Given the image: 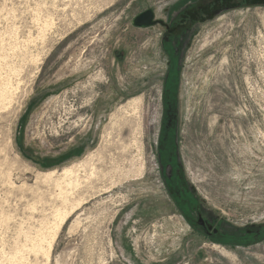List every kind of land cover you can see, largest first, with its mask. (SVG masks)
<instances>
[{
	"label": "rangeland",
	"instance_id": "374dc122",
	"mask_svg": "<svg viewBox=\"0 0 264 264\" xmlns=\"http://www.w3.org/2000/svg\"><path fill=\"white\" fill-rule=\"evenodd\" d=\"M186 1L0 0V264H264V234L230 244L189 226L156 152L177 114L179 161L205 207L263 233L264 0H193L173 69L163 28L131 21ZM79 161L84 182L63 203L43 174ZM56 206L68 218L55 232Z\"/></svg>",
	"mask_w": 264,
	"mask_h": 264
},
{
	"label": "flooded vegetation",
	"instance_id": "af4514ba",
	"mask_svg": "<svg viewBox=\"0 0 264 264\" xmlns=\"http://www.w3.org/2000/svg\"><path fill=\"white\" fill-rule=\"evenodd\" d=\"M193 0L186 1L184 3H178L173 7L170 6L166 9V18L163 21L165 25H159L163 28V36L161 38V48L164 52H168L171 57V68L179 62L180 57L177 58L178 48L180 43L188 39L185 34L188 31H192L189 27H184V20L190 21L195 19V15L187 13V8L193 6L195 2ZM154 11V10H153ZM186 14V15H184ZM176 19L178 23L176 22ZM153 25V26H155ZM152 27V26H148ZM147 28V27H138ZM175 75V71L169 72L170 75ZM169 80H167L168 82ZM171 144V143H170ZM168 155V156H167ZM157 160L159 164V173L164 182V188L167 195L170 197L177 211L183 217V219L198 233L203 236L219 242H228L230 244H239L247 241H251L263 236V233L256 231L242 230L237 227H231L226 229L221 221V218L216 213L208 210L205 207L204 202L197 195L196 191L191 187L189 181L186 178L182 165H179L176 157V151L170 149L165 152L164 159L160 157L157 151Z\"/></svg>",
	"mask_w": 264,
	"mask_h": 264
},
{
	"label": "bare ground",
	"instance_id": "6f19581e",
	"mask_svg": "<svg viewBox=\"0 0 264 264\" xmlns=\"http://www.w3.org/2000/svg\"><path fill=\"white\" fill-rule=\"evenodd\" d=\"M1 70V69H0ZM17 71V70H16ZM171 77V76H170ZM1 78V77H0ZM171 79V82H175V80H176V74L173 76V77H171L170 78ZM5 84H6V82H5ZM4 84V85H5ZM7 85H9V83L7 84ZM10 88H11V86H10ZM16 90V89H15ZM8 91H10V89L9 90H7V86H3V87H0V104L1 103H5V101L10 97V95H9V92ZM11 93V92H10ZM11 99V98H10ZM9 99V100H10ZM9 100H8V104H9ZM135 103H137V102H135ZM10 107V106H9ZM134 108V107H133ZM116 118V117H115ZM117 126V125H116ZM109 128V127H108ZM88 158V157H87ZM90 160V159H89ZM79 163H80V161H79ZM86 163H89V162H82V163H80V164H77V165H74V166H72V167H70V168H67V169H65V170H63L62 171V174H61V172H60V174H61V176H55L54 174V172L51 170L50 172L48 171L47 173H45V174H43V177H44V182H46V181H50V182H52V183H55L54 184V186L56 187H58V198H61V200H62V202L63 203H66V202H68L70 199L68 198V196H67V189H70V191L71 190H77V189H79V187H80V185L84 182V180H83V182L81 181V177H83L84 178V176H80L79 175V173L81 172V171H85L86 170V168L88 167H86ZM76 164V163H75ZM91 164H94V163H91ZM89 165V164H88ZM66 168V167H65ZM96 168V167H95ZM63 169V168H62ZM61 169V170H62ZM97 170V169H96ZM95 170V171H96ZM83 172H81V173H83ZM57 173H58V171H57ZM85 173V172H84ZM92 173V172H91ZM95 173V172H94ZM93 173V174H94ZM97 173V172H96ZM95 173V174H96ZM95 174H94V176H95ZM37 175V174H36ZM39 175V174H38ZM37 175V176H38ZM57 175V174H56ZM87 175H89V174H87ZM39 177V176H38ZM41 177H42V175H41ZM37 178V177H36ZM87 178V177H86ZM89 178H90V175H89ZM85 179V178H84ZM50 182H48V183H50ZM51 184V183H50ZM87 185H88V183H87ZM53 189V188H52ZM54 190V189H53ZM52 190V191H53ZM54 193V192H53ZM79 193H80V191H79ZM39 195V194H38ZM56 196V195H55ZM57 198V197H56ZM82 199L83 198H81V201H82ZM77 200H78V198H77ZM79 201V200H78ZM80 201V202H81ZM50 204V203H49ZM49 206V205H48ZM58 206V205H57ZM56 206V208H57V210H56V213H55V215H54V224H55V232L60 228V225H61V223L65 220V219H67L68 217V213H62V212H60V210H58V207ZM78 206V205H77ZM37 207V206H36ZM55 208V209H56ZM45 209V208H44ZM54 209V208H53ZM72 209V208H71ZM70 209V210H71ZM52 211V210H51ZM55 211V210H54ZM61 211H63V210H61ZM67 212V211H66ZM44 215V214H43ZM48 215V214H47ZM53 215V214H52ZM46 216V215H45ZM67 217V218H66ZM46 219V218H45ZM42 220H44V219H42ZM52 220V219H51ZM42 222V221H41ZM48 222V221H47ZM43 223V222H42ZM46 223V222H45ZM45 223H43V224H45ZM53 223V222H52ZM63 224V223H62ZM52 226V225H51ZM50 227V226H49ZM42 228H43V226H42ZM54 228V227H53ZM41 229V228H40ZM46 229V228H45ZM49 230V229H48ZM43 231V230H42ZM32 232V231H31ZM45 232V231H44ZM55 232L53 233V235L55 234ZM47 233V232H46ZM24 234V233H23ZM48 234V233H47ZM51 234V233H50ZM40 235V234H39ZM38 236V235H37ZM40 236H42V234L40 235ZM27 238V237H26ZM44 238H45V236H44ZM46 238H47V236H46ZM29 239H30V237H29ZM38 239H39V237H38ZM40 241H41V239H39ZM39 240H37V241H39ZM35 241V240H34ZM55 241V240H54ZM47 242H48V240H47ZM46 242V243H47ZM40 243H43V242H40ZM45 243V242H44ZM45 243V244H46ZM37 244H38V242H37ZM36 245V244H35ZM43 245V244H42ZM41 245V246H42ZM34 246V245H33ZM50 247H51V244H50V242H49V247H48V249L47 250H45V248H44V250H45V253L43 252V254L44 255H48L49 254V252H50ZM33 248V247H32ZM35 248V247H34ZM38 248H39V246H38ZM38 248H36V249H38ZM41 248V247H40ZM40 248L37 250V251H39L40 250ZM30 250H32L31 249V247H30ZM26 251V250H25ZM33 251H35V250H33ZM37 251H35V252H37ZM41 251V250H40ZM40 251H39V253H40ZM34 253V252H33ZM35 254V253H34ZM37 254V253H36ZM42 254V253H41ZM13 262V261H12Z\"/></svg>",
	"mask_w": 264,
	"mask_h": 264
},
{
	"label": "water",
	"instance_id": "95a60500",
	"mask_svg": "<svg viewBox=\"0 0 264 264\" xmlns=\"http://www.w3.org/2000/svg\"><path fill=\"white\" fill-rule=\"evenodd\" d=\"M160 24V25H165L167 27V25L161 20V19H154V11L152 8H148L145 9L144 11L140 12L139 14H137L131 21V24L135 27H148V26H153L155 24ZM168 80V79H167ZM166 120H165V130L167 128V126L169 125L170 119H171V115L169 114V112L166 114ZM175 118L177 119V114L175 116ZM173 121V130L172 133L173 135H171V140L169 141L170 144V148L168 149V151L170 149H173L174 151H176V145H175V134H176V128H177V122ZM162 120H163V116H162ZM162 134V129H160L159 131V136H158V140L160 139V135ZM159 146V143H158ZM167 151V153H168Z\"/></svg>",
	"mask_w": 264,
	"mask_h": 264
},
{
	"label": "trees",
	"instance_id": "16d2710c",
	"mask_svg": "<svg viewBox=\"0 0 264 264\" xmlns=\"http://www.w3.org/2000/svg\"><path fill=\"white\" fill-rule=\"evenodd\" d=\"M173 66H175V65H173ZM173 69H175L174 67H173ZM175 71V70H174ZM175 74H176V76H177V79H178V72L177 71H175ZM169 80V79H168ZM176 81L177 80H175V82H172V87H173V94L175 95V99H176V92H177V83H176ZM164 92H165V88H164ZM163 96H164V94H163ZM163 99H164V97H163ZM175 135H177V131H176V134ZM168 156V155H167Z\"/></svg>",
	"mask_w": 264,
	"mask_h": 264
},
{
	"label": "crops",
	"instance_id": "0c3cea01",
	"mask_svg": "<svg viewBox=\"0 0 264 264\" xmlns=\"http://www.w3.org/2000/svg\"><path fill=\"white\" fill-rule=\"evenodd\" d=\"M176 131H177V128H176ZM159 136V135H158ZM175 136V145H176V139H177V135H174ZM157 148H158V144H157ZM157 152V151H156ZM176 157H177V161L179 163V165H182L181 162L179 161V156H178V151H177V145H176Z\"/></svg>",
	"mask_w": 264,
	"mask_h": 264
}]
</instances>
